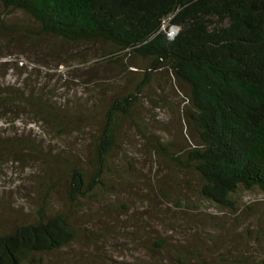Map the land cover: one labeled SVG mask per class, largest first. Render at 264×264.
<instances>
[{"label": "trees", "instance_id": "16d2710c", "mask_svg": "<svg viewBox=\"0 0 264 264\" xmlns=\"http://www.w3.org/2000/svg\"><path fill=\"white\" fill-rule=\"evenodd\" d=\"M0 9V33L10 42L19 37L37 47L50 39L83 47L74 56L81 71L91 60L87 51L98 44L113 76L133 74L128 90L104 110L84 152L64 146L85 134L96 99L71 107L46 84L0 75V121L38 124L46 140L64 148L49 158L60 173L36 180L30 207L21 208L12 224L0 220V264H130L114 258L110 246L104 252L100 246L107 241L142 245L157 264H205L206 248L174 245L163 232L181 225L175 217L189 224L199 214L211 219L201 226L210 234L238 239L242 254L233 262L248 264L247 253L259 259L253 264H264V218L229 229L215 226L208 209L236 214L238 192L264 196V0H0ZM170 27L178 31L170 35ZM44 47L50 56L53 45ZM91 68L101 78L100 67ZM165 84L183 96L178 111L185 126L178 132L185 130L191 145L174 148L165 134L149 130L153 112L143 116L150 106L142 97H153ZM126 124L144 140L155 163L152 175L118 150L123 138L130 139ZM17 136H0V168L13 158L46 161L51 150L43 141ZM140 214L148 216L138 220Z\"/></svg>", "mask_w": 264, "mask_h": 264}, {"label": "rangeland", "instance_id": "374dc122", "mask_svg": "<svg viewBox=\"0 0 264 264\" xmlns=\"http://www.w3.org/2000/svg\"><path fill=\"white\" fill-rule=\"evenodd\" d=\"M0 12H2L1 9ZM167 23L168 20H165L164 25H167ZM174 32L173 27H170L169 33L173 34ZM9 39L10 35L0 33V61H9L8 65H0V67H5V69L0 70V75L5 72V77L8 82L22 83L29 80L40 82V84H46L48 90L54 93L55 96H58L63 103L67 102L71 107H78L79 102H87L93 99L98 101L96 109L91 112L86 119L85 126H88L85 129V134L75 139H69V143L64 146V148L81 149V151L84 152L85 148H89L87 144L90 142L92 131L95 129V126L98 124L100 125L103 120L104 110L109 106L114 97L128 90L133 79V74L129 73L121 79L119 76H113V66H111L113 64L106 63L104 59L100 58L102 56V49L97 46L98 44L94 45L89 53L87 51V54L91 56V60L88 64L83 65L86 67L84 71H81V66L78 70V61L74 59V56L77 50L85 52V48L83 47L76 45L71 46L62 43V41L50 39H45L39 46L32 47V45L26 44L23 40L21 41L19 37H16L14 42H10ZM49 45H53V49L48 52L51 54L50 56H48L43 49L44 46L46 47ZM88 55L85 57L88 58ZM90 64H93L91 67H100L99 71L102 74L99 75L101 78H94L97 74L91 70ZM90 80L93 82L90 83ZM169 80L166 83L173 84L174 88L179 90L175 86L173 80H171L172 83H170ZM100 82H102L104 86L98 88ZM179 91L175 92L165 84L164 90H158L157 93L151 97L154 102H152L151 98L147 95L142 97L144 105L148 107L149 104L150 106L148 109L149 111L143 112L144 118L147 119L148 116H152L150 113L151 111L155 115L153 127L151 128L149 125V130H159L161 133L165 134L166 138L172 142L174 148H180L185 144L191 145L193 143L191 137L185 130H183V134L178 132L180 127L185 126L182 120V113L178 111V108L183 107L185 103ZM163 97H165V100ZM24 123V121H15L7 124V122L1 120L0 136H15L18 134L17 137L22 135L28 139L36 137L43 141L46 150L50 149L51 151L50 153L47 152L46 161H42V163H37V159H35V161L30 160L28 162H22L19 158H17L18 160H14L13 158L11 161L8 159V162L1 166L0 220L1 222L5 221L11 224L16 220L15 217L20 215L21 208L27 210L30 207L27 201H29V198H34L33 194L37 186L36 180L40 179L42 181L51 173H54L55 176L60 173L58 170L55 171L51 168L49 158L53 156L55 151L64 149H58L63 146V143L46 140L42 132L43 130L38 127V124ZM126 127L130 130V139L123 138V140L118 143V150L122 148L125 149L129 158L137 168L144 169L152 175L153 172L151 171L155 163L152 162L143 145L144 140H140L136 129L133 128L132 125L126 124ZM82 139L85 140L81 141ZM128 141L133 142L132 144H126ZM76 143L79 145L75 146ZM88 152L83 154L87 155ZM117 166L118 164L116 163L114 168H117ZM110 178L112 179V175ZM236 200L238 201V212L236 214L215 205H209L208 209L215 217L213 220L215 226H228L229 229H232L237 224V221L241 222L243 225L252 224L253 226L264 218H256L257 215H260L264 211V196L258 191L238 192V194H236ZM8 202L12 203L14 206L11 211L7 207ZM35 202H37V198H35ZM1 206H4L7 211H3ZM141 215L145 218L148 216V214H140L137 216L138 220ZM193 217L194 220L190 221L189 224L184 222L179 223V219L177 220L175 217L174 223L181 225L177 227L176 231L171 232L166 230V232H163L174 245L188 246L191 249L198 247L206 248L207 250L203 251L202 254V260L205 264H240L238 262H233L234 259L241 258L242 254L238 239L222 232L210 234L207 229L201 226L211 221V219L205 217L203 214L193 215ZM197 218H200V221H198ZM81 221L86 222L87 220L81 219ZM149 225L153 226V230L159 228L158 232L162 230L160 226L155 227L153 224ZM112 245L114 246L113 248H111ZM108 246H110V254L116 259H126L130 264H157V262L151 260L146 249L142 245H134L129 241L117 244L115 241H107L102 243L100 247L106 252ZM246 256H248V264L259 261L257 257H251L247 253ZM61 258H63V256H61L60 259ZM165 263L167 264V262ZM170 264H174L172 259L170 260Z\"/></svg>", "mask_w": 264, "mask_h": 264}, {"label": "water", "instance_id": "95a60500", "mask_svg": "<svg viewBox=\"0 0 264 264\" xmlns=\"http://www.w3.org/2000/svg\"><path fill=\"white\" fill-rule=\"evenodd\" d=\"M173 29L175 31L173 34H175L178 31V27H173ZM173 34H170V35H173Z\"/></svg>", "mask_w": 264, "mask_h": 264}]
</instances>
